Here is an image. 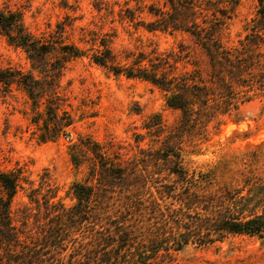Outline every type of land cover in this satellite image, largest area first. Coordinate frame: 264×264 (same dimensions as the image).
<instances>
[{"label":"trees","instance_id":"trees-1","mask_svg":"<svg viewBox=\"0 0 264 264\" xmlns=\"http://www.w3.org/2000/svg\"><path fill=\"white\" fill-rule=\"evenodd\" d=\"M156 1L157 5L148 7L151 18L137 25L146 32L181 33L188 42L179 41L168 51L156 46L147 52L114 51L113 32L80 26L74 42L72 33H67V27L73 29L72 22L59 21L36 35L25 27L20 12L0 9V33L8 44L21 48L30 63L27 71L0 65V84L6 92L16 86L24 93L36 141L68 136L73 117L65 108L61 80L67 63L75 58L86 57L113 76L148 82L163 92L168 107L179 111L177 123L156 149L161 154L156 160L166 163L168 175L174 177L171 181L153 176L158 172L124 165L120 157L111 156L89 138L71 143L70 160L75 166L86 161L88 177L70 185L75 200L70 207L60 204L53 211L64 229L43 234L39 243L13 223L11 203L27 185L29 202L37 210L41 205L47 210L58 203L51 200L54 189L47 187L39 196L24 168L0 169V264H42L46 261L41 258L43 246L59 254L75 238V228L87 226L84 222L91 223L93 233L92 254L86 258L90 264H167L171 259L157 260L161 251L205 247L227 234L264 238V201L253 202L259 187L264 192V179H246L244 193L243 188L225 185L214 189L215 172L189 170L179 152L183 136L193 144L205 139L210 124L219 125L223 116L264 93V0H256L255 13L244 22V33L234 44H227L224 37L239 0ZM95 9L100 10L97 5ZM146 124V129L152 127ZM193 154H199L198 150ZM151 183L156 184L157 196ZM142 193L150 196L149 211ZM115 196L121 204L108 210L102 200ZM33 215L27 209L21 225L26 227Z\"/></svg>","mask_w":264,"mask_h":264},{"label":"rangeland","instance_id":"rangeland-1","mask_svg":"<svg viewBox=\"0 0 264 264\" xmlns=\"http://www.w3.org/2000/svg\"><path fill=\"white\" fill-rule=\"evenodd\" d=\"M153 4L157 5V1L0 0V9L20 12L25 27L36 35L53 29L59 21L72 22L73 29L70 31L67 27V33H72L70 39L74 42H77L80 26L101 33L113 32L111 45L114 51L147 52L153 46L168 51L175 49L179 41L188 42L187 36L181 33L146 32L137 25L140 20L151 18L148 7ZM96 5L100 10L95 9ZM255 9L256 0H239L236 16L224 37L227 44H234L242 37L243 24L254 15ZM0 65L23 71L30 68L22 49L8 44L1 33ZM61 89L73 123L68 136L41 143L32 135L33 126L24 93L16 86L6 92L0 84V169L24 168L32 182L31 188H35L39 196L47 187L53 188L55 197L51 200L58 202L47 210L43 205L37 210L25 195L29 190L27 185L15 194L11 203L13 223L24 234L33 236L32 241L37 239V243L43 234L64 229L53 211L60 209V204L64 208L70 207L75 201L70 185L74 181L87 180L88 163L75 166L68 154L69 145L78 142L79 138L99 143L111 156L120 157L124 165L158 172L151 175L165 176L166 182L174 178L168 175L166 163L156 160L161 156L156 149L162 137L179 118V111L165 104L161 90L146 81L113 76L86 57L67 63ZM145 124L152 127L146 129ZM179 145L183 164L189 170L215 172L212 173L216 182L214 189L225 185L229 189L243 188L244 193L246 179H264V93L255 94L236 111L223 116L219 125L210 124L205 139L193 144L188 136H183ZM195 149L199 154H193ZM156 163L160 164L158 169H155ZM151 184L150 189L157 196L156 184ZM141 196L149 211L150 196L146 193ZM116 198H104L103 206L114 210L118 202L121 204L120 200L115 201ZM263 201L264 192L259 187L253 202L263 204ZM27 209L34 215L23 227L21 220ZM84 224L87 226L82 229L75 228V238L69 239L59 254L47 244L43 246L41 258L46 261L42 264H90L86 258L92 254L93 233L91 223ZM169 259L167 264H264V238L227 234L205 247L188 245L177 252L157 254L160 263Z\"/></svg>","mask_w":264,"mask_h":264}]
</instances>
